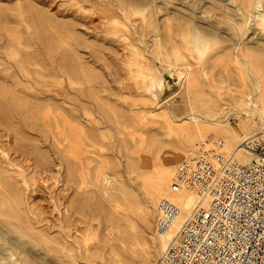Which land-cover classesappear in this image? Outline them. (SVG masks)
<instances>
[{"label":"rangeland","instance_id":"1","mask_svg":"<svg viewBox=\"0 0 264 264\" xmlns=\"http://www.w3.org/2000/svg\"><path fill=\"white\" fill-rule=\"evenodd\" d=\"M254 1H260L264 10V0ZM244 2L247 0H134L126 13L110 10L102 16L82 0H0V36L20 35L24 43L20 44L23 48L0 49V110L19 111L20 117L31 122L33 110H46L49 105L23 89L29 83L9 59L18 49L44 58L33 72L51 78L52 87L60 92L53 110L68 109L67 116L76 122L78 118L72 116L77 110L75 96L84 102L86 115L81 121L95 145L87 153L90 175L83 186L79 236L85 257L78 264L160 261L155 233L158 203L151 208V227L140 212L128 219L127 209L145 206V178H154L161 160L185 148L182 142L197 134V123L204 130L214 126L212 117L219 110H223L224 123L239 125L240 119L245 120L234 111L235 86L247 84L251 76L243 77L246 67L239 62L229 65L235 74L226 77L225 73L229 52L241 31L239 12ZM100 16L103 26L112 32L88 27L90 18ZM252 26L260 33L261 50L256 55L264 76V14ZM62 68L67 77L59 71ZM72 86L84 90L79 95ZM256 100L262 106L264 96ZM37 143L45 155L53 156L46 145ZM143 229L152 243L146 256L141 252L134 255L135 232ZM50 235L61 237L56 229Z\"/></svg>","mask_w":264,"mask_h":264},{"label":"bare ground","instance_id":"2","mask_svg":"<svg viewBox=\"0 0 264 264\" xmlns=\"http://www.w3.org/2000/svg\"><path fill=\"white\" fill-rule=\"evenodd\" d=\"M82 1L89 2L94 7V12L102 16H104L102 13H108L110 10L126 13L134 2V0ZM220 5L225 6L223 3ZM261 7L260 1L247 0L242 3V10L239 12L241 31L231 47L227 64L229 66L239 62L246 67L243 77L251 76L247 84L235 86L234 111L238 116H244L245 120L240 119L239 125H232L228 121L224 123L221 115L223 110H219L218 115L212 117L216 121L214 126H208L204 130L203 125L197 123V134L188 135L182 142L185 148L181 151L177 148L178 151L161 160L154 178L149 181L145 178L146 196L142 199L145 206L139 208L132 205V208L127 209L128 219L134 218L135 212H140L147 227H151V208L165 196H172L186 213L190 211L197 201V195L187 189L173 191L172 181L176 176L178 168L175 169L178 163L182 165L189 161L192 152L201 143H208L215 138L222 142L224 151H232V154L238 155L246 162L254 157V153L247 149L245 142L258 134L264 136V103L258 106L256 100L264 96V76L261 74L260 57L256 55L257 50H261L260 33L258 27L252 26L253 22L256 24L263 18L264 10L261 11ZM102 16L90 18L89 23L87 22L88 27H92L93 30H105V33L112 32L103 26ZM22 43L20 35H11L7 39L0 36V49L6 46H23ZM18 50L16 53H10L9 59L18 67V74L22 79L29 83L23 89L33 97L48 102L49 105L46 110H33L31 122L26 117H20L19 111L0 110V264H78L81 263L80 258L85 257L79 236L84 213L83 186L90 175L86 167L89 161L87 153L90 151L89 146L95 145V140L81 121L86 115L85 110H82L84 103L82 98L75 96L78 97L77 110H73L72 116L78 118L76 122L67 116L68 109L53 110V104L59 98L60 92L52 87L51 78L47 79L42 72H33V69L36 70L42 64L44 58L37 56L36 52ZM63 68L59 71L67 77L65 74L67 71ZM227 68L226 77L235 74L232 66ZM74 69L76 70V67L72 70ZM76 74L79 75L78 72ZM76 74L74 76H77ZM176 77L180 79V75ZM72 89L79 95L84 90L82 86H72ZM43 92L46 96L41 94ZM258 108L263 110H257ZM259 128L261 130L257 131ZM36 140L46 145L53 156L45 155L42 145ZM134 202L139 205L136 198ZM183 218L184 215L177 220L172 231L156 234L157 255H162ZM53 229H56L61 237H52L50 233ZM156 231L155 228V233ZM134 238L132 245L134 255L141 252L146 256L148 244L152 242L150 238L145 237V229L135 232ZM137 245L140 246V251L136 248ZM158 264L164 263L160 260Z\"/></svg>","mask_w":264,"mask_h":264},{"label":"built area","instance_id":"3","mask_svg":"<svg viewBox=\"0 0 264 264\" xmlns=\"http://www.w3.org/2000/svg\"><path fill=\"white\" fill-rule=\"evenodd\" d=\"M250 161L226 154L220 140L202 143L179 166L172 189L192 190L186 213L172 196L158 205L156 230L175 228L161 255L164 264H264V137L249 138Z\"/></svg>","mask_w":264,"mask_h":264}]
</instances>
